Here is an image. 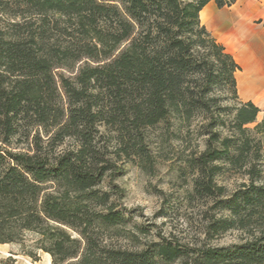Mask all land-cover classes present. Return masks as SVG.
I'll use <instances>...</instances> for the list:
<instances>
[{"label": "trees", "instance_id": "16d2710c", "mask_svg": "<svg viewBox=\"0 0 264 264\" xmlns=\"http://www.w3.org/2000/svg\"><path fill=\"white\" fill-rule=\"evenodd\" d=\"M209 1L236 0H0V244L33 260L40 249L51 264H264V109L239 98L240 66L200 21ZM222 82L234 104L209 98ZM195 112L205 139L186 158L189 197L208 205L207 238L242 240L120 244L119 188L100 189L112 168L105 141L146 158V128ZM16 135L30 150L11 149ZM66 139L73 146L54 151Z\"/></svg>", "mask_w": 264, "mask_h": 264}, {"label": "rangeland", "instance_id": "374dc122", "mask_svg": "<svg viewBox=\"0 0 264 264\" xmlns=\"http://www.w3.org/2000/svg\"><path fill=\"white\" fill-rule=\"evenodd\" d=\"M209 98L218 104H234L225 83L213 87ZM262 116L260 112L258 119ZM203 114L195 112L189 122L170 113L167 118L144 130L145 152L148 157L126 156L115 153L112 139L105 141L112 168L105 173L101 190H110L112 185L119 188L113 195L117 209H122L127 222L121 227L117 242L129 248L144 242L158 241L162 237L189 248L203 245L226 247L238 244L239 232L229 230L213 238L204 234L207 203L190 199L193 172L187 166L189 154L204 147L205 135L201 127ZM33 133V131H31ZM31 138L16 135L10 141L13 151H28ZM73 146L66 139L54 151ZM229 184L233 179L228 180ZM34 241L26 233V244ZM27 250L30 249L26 248ZM36 260L20 253L18 244H0V259L12 255L18 264H51L49 253L35 250ZM157 264H183L182 258L170 262L158 260Z\"/></svg>", "mask_w": 264, "mask_h": 264}, {"label": "crops", "instance_id": "0c3cea01", "mask_svg": "<svg viewBox=\"0 0 264 264\" xmlns=\"http://www.w3.org/2000/svg\"><path fill=\"white\" fill-rule=\"evenodd\" d=\"M199 17L240 66L235 72L239 98L264 109V0H236L220 8L209 1Z\"/></svg>", "mask_w": 264, "mask_h": 264}, {"label": "bare ground", "instance_id": "6f19581e", "mask_svg": "<svg viewBox=\"0 0 264 264\" xmlns=\"http://www.w3.org/2000/svg\"><path fill=\"white\" fill-rule=\"evenodd\" d=\"M248 88V87H247Z\"/></svg>", "mask_w": 264, "mask_h": 264}]
</instances>
